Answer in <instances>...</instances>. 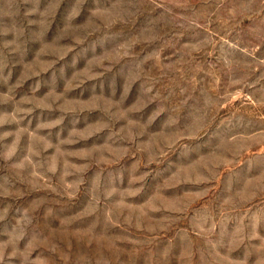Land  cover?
<instances>
[{
    "label": "rangeland",
    "instance_id": "374dc122",
    "mask_svg": "<svg viewBox=\"0 0 264 264\" xmlns=\"http://www.w3.org/2000/svg\"><path fill=\"white\" fill-rule=\"evenodd\" d=\"M0 264H264V0H0Z\"/></svg>",
    "mask_w": 264,
    "mask_h": 264
}]
</instances>
